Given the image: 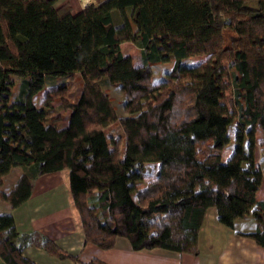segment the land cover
<instances>
[{
    "label": "trees",
    "instance_id": "trees-1",
    "mask_svg": "<svg viewBox=\"0 0 264 264\" xmlns=\"http://www.w3.org/2000/svg\"><path fill=\"white\" fill-rule=\"evenodd\" d=\"M85 8L0 0V201L18 209L40 177L67 170L86 244L100 251L126 238L135 251L197 256L210 208L235 230L251 213L256 229L237 234L264 248V153L259 164L256 154L260 134L264 150V0H103ZM125 43L138 49L139 66ZM168 63L173 69L154 82V68ZM76 77L83 91L73 102L67 91ZM112 87L122 94L121 114ZM54 96L70 111L66 127ZM233 124L235 146L223 162ZM114 125L119 137L107 133ZM147 164L160 168L144 185ZM15 168L22 174L5 192ZM30 246L81 261L0 213V258L35 264L24 256Z\"/></svg>",
    "mask_w": 264,
    "mask_h": 264
},
{
    "label": "crops",
    "instance_id": "crops-1",
    "mask_svg": "<svg viewBox=\"0 0 264 264\" xmlns=\"http://www.w3.org/2000/svg\"><path fill=\"white\" fill-rule=\"evenodd\" d=\"M63 1L70 3L74 14L84 10L78 6L76 0ZM18 90L19 85H16L15 93ZM51 90L46 87L34 97L37 108L44 104L46 94ZM63 113L67 123L63 126L66 127L70 111ZM150 165H153L157 173V166L160 168V165ZM21 174V168L13 169L4 177L2 189L5 192L10 191ZM263 188L264 182L257 194L260 201H264V198H261ZM0 213H12L20 233H41L68 255L81 259L80 262L59 259L43 249L27 247L24 256L35 264H88L94 258L105 264H264V248L253 239L237 234V231L249 233L256 229L253 215L250 213L237 220L235 230L219 222L215 208L208 209L206 213L199 234L200 252L197 256L181 255L161 249L135 251L126 238H118L115 247L109 250L100 251L92 245H87L82 219L71 194L70 173L67 170L40 177L35 183L30 199L18 209L12 210L8 204L0 201ZM0 264L6 263L0 258Z\"/></svg>",
    "mask_w": 264,
    "mask_h": 264
},
{
    "label": "rangeland",
    "instance_id": "rangeland-1",
    "mask_svg": "<svg viewBox=\"0 0 264 264\" xmlns=\"http://www.w3.org/2000/svg\"><path fill=\"white\" fill-rule=\"evenodd\" d=\"M78 3V6H81V8H87L89 6V4H98L103 0H76ZM80 8V7H79ZM85 8V9H86ZM118 11L114 12V16H116L115 20L117 23H120L123 18L121 15H119ZM122 51L125 55L127 56H131L133 59V62L136 66H139L140 64V58H139V53H138V49L131 43H125L124 46L122 47ZM206 58H193L190 59L189 61H186L187 63H189L190 65H196L199 63H202L205 61ZM174 67L173 63H168V64H163L160 65L158 67L154 68V78L153 81L154 82H160L162 80L165 79L166 73L168 71H171ZM52 79H56L59 81H62L63 79L61 78H50V80ZM69 84V83H68ZM83 91V83L80 77H76L70 84V89L67 91V99L75 102L77 101V99L79 98V96L82 94ZM111 92V96L113 98L114 101V105L117 108L118 112L121 114L122 113V102H123V97L121 92L118 90V87H112L110 89ZM49 93V92H48ZM47 93V94H48ZM46 94V95H47ZM54 101H53V110H54V115L57 117L61 118V124L62 125H66V115H63V111L60 108V104H61V98L60 96H54ZM65 112V111H64ZM122 129L119 125H115L113 127H111V129H109V132H107L110 135H113L115 137H119V135L121 134ZM230 139H231V144L226 147L224 149V156H223V161L226 162L227 157L229 158L233 152L234 146H235V136L237 133V125L233 124L229 127L228 130ZM262 141V135L260 134L257 137V161L259 164V161L261 160V156L264 153L263 148L260 146V142ZM157 168L159 169V167L157 166ZM144 175H145V181H144V185L148 184L150 182V180H153L155 178V174H156V170L153 167V165H145L144 166ZM3 190V189H2ZM4 191V190H3ZM261 198H264V188L261 191ZM7 204V203H6Z\"/></svg>",
    "mask_w": 264,
    "mask_h": 264
},
{
    "label": "built area",
    "instance_id": "built-area-1",
    "mask_svg": "<svg viewBox=\"0 0 264 264\" xmlns=\"http://www.w3.org/2000/svg\"><path fill=\"white\" fill-rule=\"evenodd\" d=\"M85 1V0H84ZM90 5V4H89Z\"/></svg>",
    "mask_w": 264,
    "mask_h": 264
}]
</instances>
